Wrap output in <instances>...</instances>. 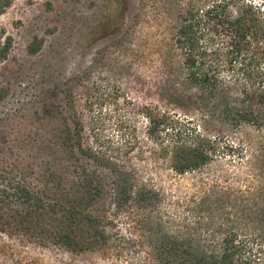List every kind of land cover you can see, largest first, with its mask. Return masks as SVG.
<instances>
[{"label":"rangeland","instance_id":"374dc122","mask_svg":"<svg viewBox=\"0 0 264 264\" xmlns=\"http://www.w3.org/2000/svg\"><path fill=\"white\" fill-rule=\"evenodd\" d=\"M121 1L117 13L113 0H12L0 13V48L9 44L0 62V168L25 172L34 189L48 168L68 162L61 142L69 127L84 146L136 169L137 182L163 194L159 212L170 218L179 215L197 186L222 172L255 184L249 167L264 144V132L232 130L203 112L171 103L173 89L184 88L185 71L173 50L178 12L213 0ZM245 1L264 16V0ZM236 10L231 6L233 14ZM250 68L233 63L220 74L239 83L241 70ZM149 112L166 113L177 121V129L189 122L191 130L219 147L230 143L244 153L239 158L225 153L227 159L220 153L196 173L176 175L159 144L147 138ZM163 130L166 144L170 136ZM109 195L94 211L107 216L102 223L106 244L75 253L37 230L0 231V264H152L141 232L128 213L112 208ZM246 231L251 233L249 227Z\"/></svg>","mask_w":264,"mask_h":264},{"label":"trees","instance_id":"16d2710c","mask_svg":"<svg viewBox=\"0 0 264 264\" xmlns=\"http://www.w3.org/2000/svg\"><path fill=\"white\" fill-rule=\"evenodd\" d=\"M11 3L0 0V13ZM112 3L119 13L122 1ZM231 6L237 8L234 14ZM180 9L173 50L180 70L185 71L180 82L184 88L173 89L171 103L187 112H203L232 130L254 127L264 132V16L260 10L245 0H213L202 8L190 4ZM8 52L9 44L0 48V62ZM233 63L252 67L241 70L239 83L227 82L220 74L222 67ZM146 115L147 138L159 144L164 162L176 175L196 173L220 153L224 158L225 153L238 158L244 153L230 143L219 147L191 130L189 122L177 129V121L166 113ZM162 130L170 136L166 144L161 142ZM66 132L61 145L68 162L48 168L34 189L25 172L0 168L1 232L37 230L71 252L90 250L107 243L102 224L107 216L94 211L110 194L112 208L128 213L141 232L152 264H264L263 142L249 167L251 175L247 174L255 184L239 178L250 185L240 187L222 172L219 178L197 186L198 192L184 202L179 215L170 218L159 212L163 194L137 182L136 169L84 146L69 127ZM247 227L251 233L247 234Z\"/></svg>","mask_w":264,"mask_h":264}]
</instances>
